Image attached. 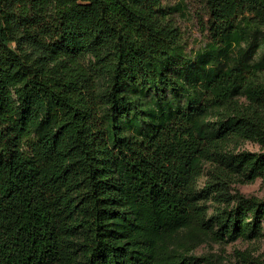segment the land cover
Wrapping results in <instances>:
<instances>
[{"label":"trees","instance_id":"16d2710c","mask_svg":"<svg viewBox=\"0 0 264 264\" xmlns=\"http://www.w3.org/2000/svg\"><path fill=\"white\" fill-rule=\"evenodd\" d=\"M203 2L191 53L162 0H0V264H219L195 249L263 235L233 186L264 181L240 149L264 147V0Z\"/></svg>","mask_w":264,"mask_h":264},{"label":"rangeland","instance_id":"374dc122","mask_svg":"<svg viewBox=\"0 0 264 264\" xmlns=\"http://www.w3.org/2000/svg\"><path fill=\"white\" fill-rule=\"evenodd\" d=\"M162 3L165 7L178 8L171 14V18L181 30L186 50L192 53L202 47L208 40V13L203 0H162ZM240 149L259 151L264 147L255 140H245ZM205 180L206 175L203 174L199 184L203 185ZM233 187L246 195H264V181L261 178L250 183H236ZM208 204L211 205L212 201H208ZM194 252L197 255L208 254L219 264H255L251 261L252 257L264 260V230L263 235L253 239L238 238L229 242L208 239Z\"/></svg>","mask_w":264,"mask_h":264}]
</instances>
